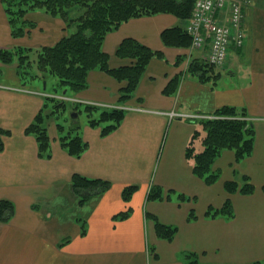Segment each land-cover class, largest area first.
<instances>
[{"label":"crops","instance_id":"crops-1","mask_svg":"<svg viewBox=\"0 0 264 264\" xmlns=\"http://www.w3.org/2000/svg\"><path fill=\"white\" fill-rule=\"evenodd\" d=\"M241 2L245 45L232 46L223 67L214 68L217 77L207 83L191 75L188 67L194 60L207 62L208 49L174 47L163 40L166 30H185L187 20L154 14L130 19L109 32L102 50L111 68L132 63L116 55L128 38L159 54L125 104L143 112L127 111L120 127L107 136L88 122L79 127L76 133L89 144L81 157H72L60 146L52 122L51 159L39 157L36 138L25 131L45 95L54 93L56 82L52 77L23 79L16 62L0 63V129L9 131L0 152V201L9 200L15 210L8 223L0 220V264H184L190 254L199 264H264V0ZM220 18L225 21L226 13ZM24 19L26 33L14 36L0 0V50L53 46L76 30L41 10ZM87 86L74 97L117 106L125 82L94 70ZM23 88L36 94L21 92ZM224 106L246 111L254 126V150L236 161L235 151L226 149L213 166L220 178L207 185L194 174L193 160L187 157L189 147L203 152L206 132L200 120L167 114L212 117ZM75 174L103 179L111 189L81 205L72 187ZM244 178L255 187L251 194L226 191L228 181L241 183ZM134 185L137 190L125 201L124 188ZM154 186L163 188L162 199H148ZM228 199L232 218L206 215L209 207L220 208ZM127 210L126 218L117 217ZM192 211L196 217L188 220ZM153 217L177 228L172 241L156 235Z\"/></svg>","mask_w":264,"mask_h":264},{"label":"trees","instance_id":"trees-1","mask_svg":"<svg viewBox=\"0 0 264 264\" xmlns=\"http://www.w3.org/2000/svg\"><path fill=\"white\" fill-rule=\"evenodd\" d=\"M3 2L14 36L20 37L26 33L28 22L24 17L33 10L44 11L51 17H60L68 27L74 25L76 30L69 36L61 38L53 46L36 48L35 50L19 47L11 50L2 49L0 50V63L11 65L17 60L18 72L23 79L27 76L31 79L39 77L37 75L32 76L28 71L34 66L33 64H36L41 76L54 77L58 82L57 86L64 88L67 93L71 94L83 92L88 87L90 72L94 70L107 72L117 81L125 82V86L120 90L119 99V105H125L133 97L132 93L138 88L152 58L159 52L128 38L118 46L116 55L122 59H130L132 63L129 66L114 69L110 67L109 55L102 50L105 36L128 20L141 16L168 13L176 15L183 21L188 20L193 14L196 0H3ZM77 7L84 9V12L81 9L80 17L74 18L73 14ZM29 27H33V24H30ZM162 36L166 45L187 48L191 44L190 35L181 27L166 30ZM188 70L191 75L204 83L210 82L214 76L217 77L215 69L202 60L192 61ZM175 85L176 83L170 87ZM173 90L174 88L165 92H172ZM56 92L54 91L53 94L44 98L43 107L25 131L26 134L36 138L38 155L44 159H51L52 156L48 121L55 114L63 112L69 104L63 99H59ZM78 109V106H73V110L79 111ZM83 110L87 113L89 125L92 128L101 127L103 136H107L118 129L126 115L125 110L121 108H104L98 105H86ZM213 116L215 118L201 119L198 122L206 132L203 138V152L196 153L192 147L187 149V157L194 163V174L205 180L207 185L216 183L220 178L221 174L216 170L213 171V166L215 159L222 152L226 149L233 150L236 154V161H242L249 157L254 150L255 141L254 126L244 109L224 106L215 111ZM78 129V126H74L72 130L67 131L64 124H57L60 146L72 157H81L89 146L76 133ZM8 134L9 131L0 129V152L5 149L3 137ZM198 134H195L193 138H196ZM71 180L73 191L79 197L81 205L87 204L90 199L111 189V184L103 179L86 178L80 174H75ZM241 181V183L228 181L225 184L226 191L245 195L251 194L255 189L254 185L250 184L248 178ZM124 189L123 199L128 201L137 190V186H128ZM163 196V188L154 186L148 195V199L158 200L162 199ZM128 211L118 214L117 217L126 218L129 215ZM14 212V206L9 200L0 201V220L3 223H8ZM206 215L209 217L222 215L227 219L232 218L234 209L231 200L228 199L217 209L209 207ZM195 217V211H192L188 220H193ZM153 219L156 223V235L164 240L172 241L177 228L164 225L154 217ZM184 264H199V261L194 254H190L186 256Z\"/></svg>","mask_w":264,"mask_h":264},{"label":"built area","instance_id":"built-area-1","mask_svg":"<svg viewBox=\"0 0 264 264\" xmlns=\"http://www.w3.org/2000/svg\"><path fill=\"white\" fill-rule=\"evenodd\" d=\"M243 3L241 0H196L193 14L188 20L186 32L191 37V46L196 50L208 49L207 63L221 68L228 59L230 48H242L245 44L246 32L243 31ZM226 13L222 21L220 15ZM64 101L83 103L78 98L60 96ZM88 105L104 108H121L125 111L143 112L141 108H128L126 105L105 106L86 102ZM170 118H186L192 120L213 119L215 116L197 114L184 115L175 111L169 112Z\"/></svg>","mask_w":264,"mask_h":264},{"label":"rangeland","instance_id":"rangeland-1","mask_svg":"<svg viewBox=\"0 0 264 264\" xmlns=\"http://www.w3.org/2000/svg\"><path fill=\"white\" fill-rule=\"evenodd\" d=\"M81 9H82L81 7H77L76 12L73 14L74 18H79L80 17V14H82V13H80ZM82 12H84V9H82ZM16 61L17 60H15V62ZM33 65H35V66H33V67L28 69L29 74H32V76H34L33 72L36 71V68L38 70V66L36 64H33ZM17 66H18V63H17ZM36 75L39 76L40 79H42V81L43 80H48L49 77H52V76H49V75H48V77L41 76V73L39 72V70H38V72H36ZM52 78H53L52 80L53 81L55 80V82H56L54 84V88H55L54 91L55 92L57 91L56 93L58 95H61V96L62 95L67 96L68 95L69 97H72L73 95H75L74 93H72V94L71 93H67V90H64V88L57 86V83H58L57 80L54 77H52ZM45 86H46V81L43 83V86H42L44 88V90H46ZM49 90H51L50 87H49ZM20 91L24 92V93L27 92V93L36 94V92L31 91V89H29V88H25V89L23 88V89H20ZM73 106H76V105L75 104H68L66 109L63 112H61L59 114H55V116L52 119H50L48 122L49 123L50 122L55 123L56 127H57V124H64L66 129H67V131L72 130L74 126L84 127L85 124L88 121H87V113L85 112V110H83V108H84L83 105L79 106V109H78L79 111L73 110ZM74 113H76L78 115L76 118H72Z\"/></svg>","mask_w":264,"mask_h":264},{"label":"water","instance_id":"water-1","mask_svg":"<svg viewBox=\"0 0 264 264\" xmlns=\"http://www.w3.org/2000/svg\"><path fill=\"white\" fill-rule=\"evenodd\" d=\"M78 115L76 113L73 114L72 118H76Z\"/></svg>","mask_w":264,"mask_h":264}]
</instances>
